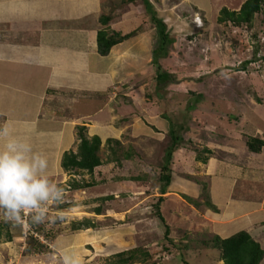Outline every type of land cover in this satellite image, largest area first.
I'll list each match as a JSON object with an SVG mask.
<instances>
[{"label":"rangeland","instance_id":"rangeland-1","mask_svg":"<svg viewBox=\"0 0 264 264\" xmlns=\"http://www.w3.org/2000/svg\"><path fill=\"white\" fill-rule=\"evenodd\" d=\"M155 1L156 6L161 4L160 0ZM212 1L213 4L203 10L187 7L178 16L166 14V25L176 38V44L169 56L160 59L159 63L178 78V82L169 85L167 89L156 91L153 87L156 67L152 65V57L149 59L146 49L153 50L154 41L149 46L143 41L136 47L138 53L144 50V54H147L144 57L147 59L145 71L135 79L142 92L138 102L141 109L139 116L161 115L166 110V114L183 128V143L174 151L171 162L174 179L168 185L181 190L175 192L172 199L169 197V201H166V195H160L159 192L162 187L159 176L163 173V150L171 139L169 132H166V139H163L165 143L162 142L160 150L155 149L150 153V159L142 158L141 155L140 159L126 157V152L131 149L126 144V137L122 138L123 143L120 141V144H101L99 156L103 165L92 174L75 169L62 170L61 175L52 177L54 182L64 188L65 199L59 205L49 207L48 220L34 225L29 218L28 226L11 223L12 240L3 238L0 241V264H63L62 253L69 248L75 249L82 256L84 264H116L113 263L115 253L138 247L151 254L147 262L152 264L221 262V251L203 244L214 237V231L212 228L201 229L203 221L200 218H209L205 212L207 208L212 211L216 209L211 203L209 206L206 204L211 193L206 188L210 183L213 186L222 183V194L218 191L216 202H226L220 198L228 194V186L232 185L233 179L230 174L234 167L230 166L212 181L204 179V182L200 179V174L204 173V164L196 159L198 154L210 158L212 151L205 146L209 142L217 149L218 157L228 160L225 163L242 165V154L238 151H246L247 146H243L246 137L264 136V10L250 24L237 27L231 22L219 23L222 0ZM239 2L241 0L231 2L230 7H227L233 10L232 7H239ZM111 3L108 14L114 9L113 5L119 8L125 6L122 0H113ZM129 9L132 14L140 13L139 17L132 15L131 21L135 24L129 26L142 25V22L152 25L140 0L126 10ZM142 32L145 31L139 30L138 33ZM133 65L138 67L141 63L134 60ZM145 106L147 111H143ZM149 109H154L155 114ZM61 110L62 107L59 111L64 112ZM0 127H3L2 123ZM226 138L227 141L218 146L212 140L222 142ZM56 146L51 144L49 147ZM219 147H227L234 157L226 156L224 149ZM205 148L211 152L205 153ZM51 149L46 155L49 162L53 151ZM77 181L80 184H93L73 193L72 184ZM200 182L206 184V187L200 185L201 190L192 187ZM184 190L200 194L198 200L185 193L200 206L187 200L182 195ZM114 191L118 192L116 199ZM211 195L214 198L215 192ZM106 196H111L113 200L105 201ZM159 196L165 197L163 202H160ZM174 197L179 200H174ZM181 200L184 201L182 205ZM97 208L102 211L105 209L108 214L98 215L95 211ZM174 208L179 211L176 212ZM158 212L168 223L173 224V218H179L177 221L180 220V225L175 227L181 231L171 230L166 237V223L160 219ZM86 219L94 223L95 227L84 226L73 230L74 223ZM247 223V220L238 219L230 225H218L216 232L222 237L226 233L231 236L247 231ZM262 237L264 247V234ZM37 242L44 244V248L40 249L43 252L35 249Z\"/></svg>","mask_w":264,"mask_h":264},{"label":"crops","instance_id":"crops-1","mask_svg":"<svg viewBox=\"0 0 264 264\" xmlns=\"http://www.w3.org/2000/svg\"><path fill=\"white\" fill-rule=\"evenodd\" d=\"M160 1L161 4L156 6L157 2L151 0L158 17L165 23L166 14L178 16L187 7L203 10L213 4L212 0ZM238 1L222 0V8ZM244 1L241 0L239 7L232 9H239ZM111 2L113 0H0V123L3 127H9L13 135L27 139L35 150L44 155L49 153L51 144H57L51 149V178L62 174L60 160L65 152H77L80 141L78 126H85L89 137L98 135L102 145H106L111 138L123 143L122 138L126 137V144L131 148L128 151L130 159H140L139 155L150 159V153L155 149L160 150L166 132H169L168 122L162 115H156L154 109H149L154 112L153 116H139L141 109L138 102L142 92L135 79L145 71L147 59L144 57L147 54L149 59L152 57V48L146 49L145 55L144 50L138 53L136 47L143 41L148 46L154 41V25L142 22V25L129 26L135 24L131 21L132 15L139 17L140 14L126 10L133 3L123 8L113 5L111 20L108 24H102L100 19L108 15ZM139 27L143 28L140 31L145 32L115 45L108 55L98 53L99 30L128 33ZM134 60H138L141 66L133 67ZM134 82L136 84L133 85ZM59 107L64 112L60 113ZM145 109L147 111V107H143V111ZM212 140L218 146L227 138L222 142ZM205 146L212 153L207 163L199 161L204 164V173L200 174L202 181H212L230 166L234 167V171L230 174L233 179L232 185L228 186V194L220 198L226 202H216L218 191L222 194V183L207 186L206 191H211L209 202L218 210L207 208L205 212L209 218H200L203 221L200 228H212L215 236L218 235V225H230L238 219L247 220L245 230L263 245L264 149L253 152L247 147V152L238 151L242 154V165L238 163L234 166L218 157L217 149L212 144L208 142ZM243 146L246 148L245 142ZM219 148L224 149L226 156L234 157L227 147ZM200 185L206 187L202 182L192 187L201 190ZM81 190L84 189H74L73 193ZM178 190L181 189L168 186L163 194L166 201H169V197L172 199ZM214 192L215 199L211 195ZM117 193L114 191L115 199ZM185 193L200 200L198 193L182 191L187 200L190 196ZM108 199H112L111 196ZM105 212L104 209L98 215L108 214ZM173 219L176 223L169 224L166 220V229L168 226L169 233L171 230L180 232L175 227L180 225V220L177 221L179 218ZM223 236L230 235L226 233ZM261 264H264V260Z\"/></svg>","mask_w":264,"mask_h":264},{"label":"trees","instance_id":"trees-1","mask_svg":"<svg viewBox=\"0 0 264 264\" xmlns=\"http://www.w3.org/2000/svg\"><path fill=\"white\" fill-rule=\"evenodd\" d=\"M143 6V9L147 12L150 17L152 24L155 29V39L153 42L154 48L152 50V59L151 63L156 67V77L153 87L156 91L165 90L169 85L178 82V78L174 73L167 71L159 63L160 59L167 58L176 44V38H174L171 33L168 31L166 23L160 19L157 15V12L151 2V0H140ZM138 0H122L123 5L130 3L136 4ZM264 10V0H245L239 9H229L223 7L220 10L218 21L219 23H228L231 22L233 25L240 27L242 25L250 24L255 16ZM111 14L101 17L102 24H108L111 20ZM141 30V28L134 29L128 33H123L120 31H109L108 29H101L98 31L97 35V50L100 55H108L110 50L115 45L124 42L127 39H130L136 36ZM257 101L260 102V99L257 98ZM192 108V107H191ZM190 108V109H191ZM193 109V108H192ZM162 117L167 119L169 125V134H170V143L164 146V160H163V173L160 174L159 180L162 181V187L160 193L163 195L166 193V188L169 185L172 179L171 172V162L173 159V153L178 148H180L183 143V138L181 132H183L182 125H179L173 118L166 114V110L162 112ZM78 138L79 143L77 147V152L67 151L62 156L60 160V166L62 170L72 171L79 169L86 171L89 174H92L97 167H100L103 164L99 156V151L101 148L102 140L98 135L89 137L86 133L85 126H78ZM112 143L120 144V141L117 139H108V145ZM246 145L250 151L260 152L264 148V136H248L246 137ZM205 153H210L209 149H204ZM129 152L127 153V157ZM198 161L207 163L209 157H202L200 154L197 155ZM93 184V183H92ZM91 183L80 184L74 182L72 185L74 189L85 188L92 186ZM108 198H105V200ZM160 202L164 199L162 196L159 198ZM191 201L192 199L189 198ZM206 203L210 205L209 200ZM193 202L196 206L200 204ZM201 203V202H200ZM214 208H216L213 205ZM218 210L217 208L215 209ZM98 214L101 213V208L95 210ZM160 219L166 223L164 216L158 212ZM167 225V224H166ZM11 222H5L2 218V213H0V241L3 238H6L8 241L12 240L13 234L10 232ZM85 227H95L94 223L89 222L86 219L84 222H77L72 225L73 230L81 229ZM165 236L169 235V227L167 226ZM204 246L212 247L219 249L221 251V262H215L212 264H261L264 260V247L262 244L257 241L248 231H241L229 237H222L220 235H215L209 241H204ZM41 242H37L34 246L37 249V252H41L40 249L44 248ZM43 252V251H42ZM151 254L147 250L141 248L128 249L121 252H117L113 255V263L116 264H132L134 262H142L144 264H152L147 261L150 259ZM187 264V263H186Z\"/></svg>","mask_w":264,"mask_h":264},{"label":"clouds","instance_id":"clouds-1","mask_svg":"<svg viewBox=\"0 0 264 264\" xmlns=\"http://www.w3.org/2000/svg\"><path fill=\"white\" fill-rule=\"evenodd\" d=\"M46 155L24 138L0 127V213L5 222L21 225L26 217L31 224L44 223L49 207L65 199V190L49 174ZM63 264H84L75 249H65Z\"/></svg>","mask_w":264,"mask_h":264},{"label":"built area","instance_id":"built-area-1","mask_svg":"<svg viewBox=\"0 0 264 264\" xmlns=\"http://www.w3.org/2000/svg\"><path fill=\"white\" fill-rule=\"evenodd\" d=\"M29 218L26 217L24 221L22 222V226H28ZM27 228V227H26Z\"/></svg>","mask_w":264,"mask_h":264}]
</instances>
